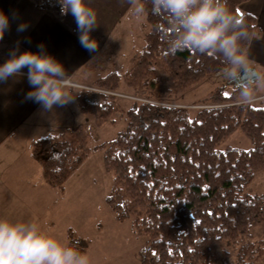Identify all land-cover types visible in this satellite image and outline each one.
<instances>
[{
	"label": "trees",
	"instance_id": "trees-1",
	"mask_svg": "<svg viewBox=\"0 0 264 264\" xmlns=\"http://www.w3.org/2000/svg\"><path fill=\"white\" fill-rule=\"evenodd\" d=\"M32 1L59 19L65 17L58 0ZM245 1L226 0L249 34L241 42L242 55L260 32L257 16L240 10ZM140 2L146 9L145 45L133 55L131 66L125 72L100 76L94 89L82 88L77 95L80 111L92 116L97 126L112 121L122 109L114 92L124 83L145 99L126 110V126L115 138L97 145L104 148L105 166L113 178L108 203L119 220L132 217L137 233L147 238L140 251L142 264H235L225 258L215 260V251L223 240L237 241L253 225H264V193L247 191L255 174L264 171V103L244 100L248 83H238L229 93L218 87L194 116L189 106L150 98L147 90L161 83L154 75L158 58L170 71L164 77L168 84L160 88L167 93L190 88L228 65L220 55L172 51L166 20L152 14L150 0ZM236 79L237 75L228 81ZM237 129L252 146L218 149ZM90 142L89 132L78 125L35 139L31 154L45 182L61 190L91 153ZM71 244L80 245L76 248L83 252L88 243L72 238ZM251 253H257L254 247L238 249L236 264H252L245 257Z\"/></svg>",
	"mask_w": 264,
	"mask_h": 264
},
{
	"label": "rangeland",
	"instance_id": "rangeland-1",
	"mask_svg": "<svg viewBox=\"0 0 264 264\" xmlns=\"http://www.w3.org/2000/svg\"><path fill=\"white\" fill-rule=\"evenodd\" d=\"M226 69L209 75L190 88L177 87L170 89L167 93L160 88L168 84L164 77L168 76L170 71L166 69L162 58H158L157 71L154 75L161 78V83L156 85L154 90H147V93L152 94L150 98L157 101H172L173 104L189 106L191 115L194 116L198 108L208 105L209 101H204V99L218 87L229 93L239 83L237 79L228 81L231 77L239 75L237 74L238 68L232 75H229ZM258 77L254 81L247 82L249 86L247 92L251 97L248 101L255 105L264 103V74L259 73ZM84 88L94 89L93 85ZM114 94L117 95L118 103H123L122 109L124 110L120 109L121 111L116 112L112 121L97 126L92 116H79L77 124L82 125L91 136V153L66 181L64 189L60 190L48 185L43 178L40 164L25 149H20V152L23 151L22 168L2 171L0 175L2 181L4 178H10V183L5 181V184L0 186V190L6 191V196L4 195L1 197L3 200H0V218L23 222L34 221L43 230L50 232L70 246H73L72 238L84 239L88 244L83 252L89 255L91 264H142L140 251L147 238L137 233L132 217L119 220L109 205L108 198L111 195L113 178L105 166L104 148L97 145L110 141L124 129L127 123L126 110L130 103L145 99L135 96L134 90L125 83ZM55 124L43 123L40 127H34L33 123H19L15 127V133L20 140L27 137L31 140L33 136L42 134L45 136L59 132L60 129H56ZM59 124L66 130L72 121ZM76 127L77 125L72 129ZM11 140L7 138L6 143L3 142L0 145L1 152L8 148L6 146ZM13 141L10 146L17 145ZM251 146V140L241 129H237L219 143L218 149L223 150L227 147L248 149ZM33 170L37 171L33 172ZM12 178H16L20 185L14 183L11 186ZM247 191L251 194L264 193V171H258L255 174ZM71 231L74 232L72 235ZM237 239V241L223 240L215 251V260L225 258L236 264L238 249L242 250L243 246H251L256 249L257 253L245 255L246 261L264 264L263 223L253 225L248 234L239 236ZM247 241L253 244L250 245ZM73 247L80 249L81 246L76 244Z\"/></svg>",
	"mask_w": 264,
	"mask_h": 264
},
{
	"label": "crops",
	"instance_id": "crops-1",
	"mask_svg": "<svg viewBox=\"0 0 264 264\" xmlns=\"http://www.w3.org/2000/svg\"><path fill=\"white\" fill-rule=\"evenodd\" d=\"M85 2L97 18V26L91 32V38L98 45L95 51H88L79 43L76 23L71 14L59 19L32 0H0V11L8 16L10 24L0 40V64L9 58L10 51L16 47L19 52L35 53L40 50L38 46L43 45L46 53L63 65L74 85L70 88L73 95L71 102L47 111L39 104L26 99V94L31 90L26 76L27 69H24L23 76L0 82V145L6 143L7 138L17 144L10 146L11 140L6 146L8 148L0 151V175L2 171L21 169L23 151L20 152V149H25L31 154L32 142L44 135L33 136L31 140L29 137L20 140L15 133L16 125L33 123L34 127H40L43 123H56L54 127L60 129L57 133L65 131V127L59 123L72 121L66 130L78 126L79 116L86 115L78 107V92L83 87L92 86L97 78L113 70H127L133 55L145 45L143 27L145 28L146 18L144 14H136V4L133 0ZM240 10L257 16L260 32L254 35L249 48L243 54L245 64L238 67L237 74H241L248 67L256 69L258 75L264 74V0H247L240 5ZM22 24L25 25V30L18 32L17 29ZM5 181L10 183V178H4L2 181L0 177V186L4 185ZM14 183H18L16 178L11 179V186ZM19 194L21 195V191ZM4 195L6 196V191L1 189L0 200H3L1 197Z\"/></svg>",
	"mask_w": 264,
	"mask_h": 264
},
{
	"label": "clouds",
	"instance_id": "clouds-1",
	"mask_svg": "<svg viewBox=\"0 0 264 264\" xmlns=\"http://www.w3.org/2000/svg\"><path fill=\"white\" fill-rule=\"evenodd\" d=\"M62 16L71 14L76 23L79 43L88 51H95L97 42L91 32L97 26L95 12L85 0H58ZM136 14L143 15L145 6L140 0ZM153 15L164 18L171 30L169 46L172 51L192 50L201 54L220 55L229 75L245 64L242 41L249 38L244 22L227 7L226 0H150ZM9 18L0 11V40L9 29ZM25 30L20 25L18 32ZM38 52H19L12 49L9 58L0 64V82L25 75L31 90L26 99L51 111L73 99L74 85L63 65L46 53L40 45ZM245 101L251 97L247 91ZM0 264H91L87 253L58 239L34 221H13L0 218Z\"/></svg>",
	"mask_w": 264,
	"mask_h": 264
},
{
	"label": "water",
	"instance_id": "water-1",
	"mask_svg": "<svg viewBox=\"0 0 264 264\" xmlns=\"http://www.w3.org/2000/svg\"><path fill=\"white\" fill-rule=\"evenodd\" d=\"M258 73L256 69L248 67L244 72L238 75L239 83L245 84L248 81H254L256 78H258Z\"/></svg>",
	"mask_w": 264,
	"mask_h": 264
}]
</instances>
